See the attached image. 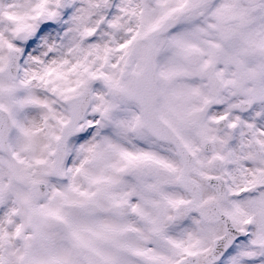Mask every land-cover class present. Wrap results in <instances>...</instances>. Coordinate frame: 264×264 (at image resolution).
I'll return each instance as SVG.
<instances>
[{
    "label": "snow or ice",
    "instance_id": "6c2138e0",
    "mask_svg": "<svg viewBox=\"0 0 264 264\" xmlns=\"http://www.w3.org/2000/svg\"><path fill=\"white\" fill-rule=\"evenodd\" d=\"M0 264H264V0H0Z\"/></svg>",
    "mask_w": 264,
    "mask_h": 264
}]
</instances>
